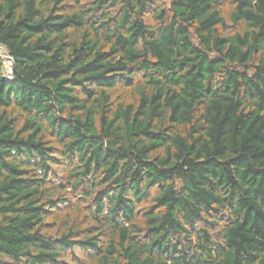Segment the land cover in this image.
<instances>
[{
	"label": "trees",
	"instance_id": "1",
	"mask_svg": "<svg viewBox=\"0 0 264 264\" xmlns=\"http://www.w3.org/2000/svg\"><path fill=\"white\" fill-rule=\"evenodd\" d=\"M221 1L0 0V264H264V0Z\"/></svg>",
	"mask_w": 264,
	"mask_h": 264
},
{
	"label": "rangeland",
	"instance_id": "2",
	"mask_svg": "<svg viewBox=\"0 0 264 264\" xmlns=\"http://www.w3.org/2000/svg\"><path fill=\"white\" fill-rule=\"evenodd\" d=\"M161 2L165 7L168 5V0H161ZM219 7L222 10L223 15L227 17L229 11L232 8L231 0H222ZM226 25H228L227 28L220 30L221 33L230 34L236 30V28L229 26V22H227ZM65 173L66 172L63 166L59 168L53 167V183L66 186L67 184L65 180ZM69 190L70 189L68 188L66 189L67 192H69ZM80 198L81 196L79 192L72 193V196L70 197V200L66 203V205L57 210V213L55 214V218L57 220L49 221V223H51L47 228V230L49 231V235L54 236L55 234L65 232L67 230V224H69V222H67L68 216L72 214L77 205L84 203V201ZM65 262H67L68 264H92L91 260L79 248L72 249L71 252H68L67 256H65Z\"/></svg>",
	"mask_w": 264,
	"mask_h": 264
},
{
	"label": "built area",
	"instance_id": "3",
	"mask_svg": "<svg viewBox=\"0 0 264 264\" xmlns=\"http://www.w3.org/2000/svg\"><path fill=\"white\" fill-rule=\"evenodd\" d=\"M6 57V58H5ZM0 59L2 60V65L6 68V72L4 73L5 78L11 79L12 78V60L9 57L6 50L0 46Z\"/></svg>",
	"mask_w": 264,
	"mask_h": 264
}]
</instances>
